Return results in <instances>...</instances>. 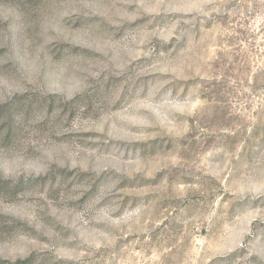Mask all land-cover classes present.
<instances>
[{"label": "rangeland", "instance_id": "1", "mask_svg": "<svg viewBox=\"0 0 264 264\" xmlns=\"http://www.w3.org/2000/svg\"><path fill=\"white\" fill-rule=\"evenodd\" d=\"M0 264H264V0H0Z\"/></svg>", "mask_w": 264, "mask_h": 264}]
</instances>
